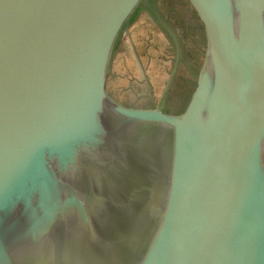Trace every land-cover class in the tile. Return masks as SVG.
Returning a JSON list of instances; mask_svg holds the SVG:
<instances>
[{
    "label": "water",
    "instance_id": "obj_1",
    "mask_svg": "<svg viewBox=\"0 0 264 264\" xmlns=\"http://www.w3.org/2000/svg\"><path fill=\"white\" fill-rule=\"evenodd\" d=\"M144 13L177 55L137 105L109 85ZM0 264H264V0H0Z\"/></svg>",
    "mask_w": 264,
    "mask_h": 264
},
{
    "label": "rangeland",
    "instance_id": "obj_2",
    "mask_svg": "<svg viewBox=\"0 0 264 264\" xmlns=\"http://www.w3.org/2000/svg\"><path fill=\"white\" fill-rule=\"evenodd\" d=\"M187 13L190 14L187 8L186 14H183L174 7L168 15H172L174 27L176 30L179 28L177 33L186 41L183 50L188 59L195 62L198 58V44L194 41L195 36L191 30L194 29L193 23L185 16ZM173 53L161 30L151 21V17L142 14L123 37L110 90L121 99L129 100L121 101L137 105L142 104L140 99L149 90L159 96L174 65L175 55L171 59ZM176 78L174 86L177 92L185 93L189 87L185 66H181Z\"/></svg>",
    "mask_w": 264,
    "mask_h": 264
},
{
    "label": "flooded vegetation",
    "instance_id": "obj_3",
    "mask_svg": "<svg viewBox=\"0 0 264 264\" xmlns=\"http://www.w3.org/2000/svg\"><path fill=\"white\" fill-rule=\"evenodd\" d=\"M166 3V2H165ZM168 4V3H167ZM170 25L172 26V27H174V25L170 22ZM175 28V27H174ZM193 34H194V36H195V38H194V41L197 43V44H199L198 42H199V35H198V33H197V31L195 32V30H194V32H193ZM179 38V41H181V42H183V39L181 38V37H178ZM174 43V42H173ZM169 48H170V50L171 51H173L174 52V50H175V52L173 53V55L175 54V55H177V51H176V49L173 47V46H169ZM181 48H182V50H183V47H182V45H181ZM183 52V54L182 55H180V65H179V67L181 68V66L183 65V66H185L186 67V71H187V75L189 76L190 75V73L191 72H194L195 71V68H196V65H197V63L196 62H192V61H190L189 59H188V57H187V55H186V53H185V51L183 50L182 51ZM197 53H198V49H197ZM199 54V53H198ZM173 55H172V57H173ZM171 57V58H172ZM176 59V58H175ZM179 68V69H180ZM188 81H189V78H188ZM180 94H181V92H180ZM182 94H184V93H182Z\"/></svg>",
    "mask_w": 264,
    "mask_h": 264
},
{
    "label": "crops",
    "instance_id": "obj_4",
    "mask_svg": "<svg viewBox=\"0 0 264 264\" xmlns=\"http://www.w3.org/2000/svg\"><path fill=\"white\" fill-rule=\"evenodd\" d=\"M166 43H167V41H166ZM118 53H120V47H119V49H118V52H117V55H118ZM117 57V56H116ZM117 66V62H116V59H115V64H114V71H113V77H114V73H115V67ZM112 77V78H113ZM111 81H112V79H111ZM111 81H110V84H111ZM109 88H110V85H109ZM149 88H150V86H149ZM111 91V90H110ZM151 90H149L147 93H145L143 96H142V99H140L141 100V102L140 103H146L148 100H149V96L152 94L151 92H150ZM111 93L114 95V96H116L118 99H120V100H124V101H129L128 99H121L119 96H117L116 94H114L112 91H111ZM155 94V93H154ZM156 95V94H155Z\"/></svg>",
    "mask_w": 264,
    "mask_h": 264
}]
</instances>
